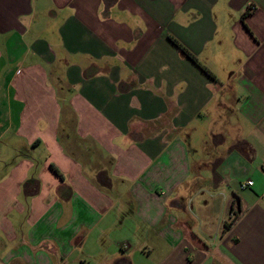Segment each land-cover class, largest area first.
Segmentation results:
<instances>
[{
	"label": "crops",
	"instance_id": "1",
	"mask_svg": "<svg viewBox=\"0 0 264 264\" xmlns=\"http://www.w3.org/2000/svg\"><path fill=\"white\" fill-rule=\"evenodd\" d=\"M0 264H264V0H0Z\"/></svg>",
	"mask_w": 264,
	"mask_h": 264
},
{
	"label": "trees",
	"instance_id": "2",
	"mask_svg": "<svg viewBox=\"0 0 264 264\" xmlns=\"http://www.w3.org/2000/svg\"><path fill=\"white\" fill-rule=\"evenodd\" d=\"M181 51H182V53H184L187 57H189L190 59H192L190 56H189V54L181 47V46H179L178 44H176V42H173ZM193 60V62H195V60L194 59H192ZM195 64H197L196 62H195ZM198 65V67L204 72V73H206L207 74V76L208 77H210L211 79H213V76L211 75V73H209L205 68H203V67H201L199 64H197ZM50 169H51V171L55 174V175H57L60 179H63V177H62V175L59 173V171L57 170V169H55L53 166H50Z\"/></svg>",
	"mask_w": 264,
	"mask_h": 264
},
{
	"label": "built area",
	"instance_id": "3",
	"mask_svg": "<svg viewBox=\"0 0 264 264\" xmlns=\"http://www.w3.org/2000/svg\"><path fill=\"white\" fill-rule=\"evenodd\" d=\"M250 186H252V182H247L244 186H242V188L250 187Z\"/></svg>",
	"mask_w": 264,
	"mask_h": 264
}]
</instances>
